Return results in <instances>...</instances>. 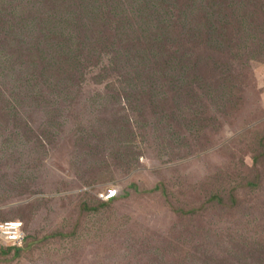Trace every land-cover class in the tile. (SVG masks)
<instances>
[{
	"label": "rangeland",
	"instance_id": "obj_1",
	"mask_svg": "<svg viewBox=\"0 0 264 264\" xmlns=\"http://www.w3.org/2000/svg\"><path fill=\"white\" fill-rule=\"evenodd\" d=\"M229 2L223 45L199 50L211 98L161 119L103 52L84 48L59 81L57 42L19 35L0 0V101L16 105L0 109V220L24 223L20 245L0 238V264H264V0Z\"/></svg>",
	"mask_w": 264,
	"mask_h": 264
},
{
	"label": "trees",
	"instance_id": "obj_2",
	"mask_svg": "<svg viewBox=\"0 0 264 264\" xmlns=\"http://www.w3.org/2000/svg\"><path fill=\"white\" fill-rule=\"evenodd\" d=\"M11 1L4 0L13 20L17 18L14 15L17 11L22 16L13 26L20 30L19 35L27 31V37L39 38V33L35 32L40 29L43 38L56 41L57 47L62 49L64 59L57 62L56 68L59 81L76 75L68 62L73 60L71 63L76 65L86 48L88 56L108 54L110 65L114 63L115 69L133 80L135 91L148 90L146 105L160 113L161 119L171 106L178 109L188 105L187 109L192 110L211 98V91L208 94L203 91L201 98L199 95L202 90L197 74L199 50L202 45L207 50L214 48L215 43L223 45L229 0H54V7L44 18L28 14L27 9L33 2L42 0H19L18 6ZM4 16L0 13V19ZM6 17L11 22V18ZM52 23L57 27L55 37L46 33ZM219 23L224 25L219 28ZM9 57L13 63L15 52ZM137 78L141 79L140 83ZM50 80L56 84L55 80ZM228 83L229 76L221 79L215 89L220 93L219 103L223 109L233 102L232 94L227 95L226 91L235 87H228ZM6 99L0 101V109L8 111L6 105L15 109L16 105ZM20 105L30 107V97ZM193 117L198 119L197 115ZM209 118H205V122H211ZM181 121L187 120L182 117ZM259 157L255 158L256 162Z\"/></svg>",
	"mask_w": 264,
	"mask_h": 264
},
{
	"label": "built area",
	"instance_id": "obj_3",
	"mask_svg": "<svg viewBox=\"0 0 264 264\" xmlns=\"http://www.w3.org/2000/svg\"><path fill=\"white\" fill-rule=\"evenodd\" d=\"M116 191L105 193L104 200H112L116 197ZM0 238L10 246L20 245L24 239V223L21 220H0Z\"/></svg>",
	"mask_w": 264,
	"mask_h": 264
}]
</instances>
